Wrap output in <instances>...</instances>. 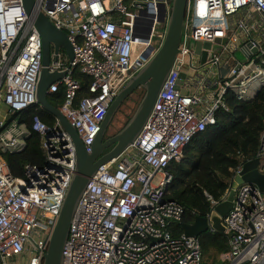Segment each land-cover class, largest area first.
<instances>
[{"label": "built area", "instance_id": "1", "mask_svg": "<svg viewBox=\"0 0 264 264\" xmlns=\"http://www.w3.org/2000/svg\"><path fill=\"white\" fill-rule=\"evenodd\" d=\"M171 7L172 0H36V12L65 31L73 47L72 62L52 51L50 71L67 73L49 94L65 90L57 109L88 153L119 92L161 49ZM257 17L264 20V0L188 1L180 50L154 109L135 143L91 179L72 220L64 264H202L200 238L175 235L186 210L167 197L173 181L168 168L216 124L220 109L229 110L228 96L251 101L264 87V34L255 35L251 25ZM207 43L216 49L205 48ZM243 48L251 55L240 62L236 54ZM42 59V39L23 1L0 0V264L44 263L76 173V148L58 119L52 126L38 116L32 120L45 152L42 166L25 165L19 178L5 159L24 151L31 135L16 116L37 102ZM77 70L93 81L90 95L81 99ZM181 73L187 78L179 89ZM12 112L17 115L7 122ZM258 158L264 174V132ZM242 169L222 201L206 195L212 207L207 218L228 200ZM224 224L231 240L223 264H264L259 187L238 186Z\"/></svg>", "mask_w": 264, "mask_h": 264}, {"label": "water", "instance_id": "2", "mask_svg": "<svg viewBox=\"0 0 264 264\" xmlns=\"http://www.w3.org/2000/svg\"><path fill=\"white\" fill-rule=\"evenodd\" d=\"M22 1L27 16L33 21L42 39V71L37 86V102L34 106L49 112L58 119L63 129L71 136L76 148V173L49 240L43 263L64 264L65 248L70 235L72 220L78 203L91 179L95 176L100 167L118 158L126 149L135 143L154 109L159 93L169 77L180 50L189 0H172L167 34L161 49L119 92L108 111L102 124L101 131L96 137L91 153L87 152L77 130L48 100V96L50 95L49 88L62 79L67 73L50 71L49 67L52 63V51L58 54L62 48L66 52L69 61L72 62L74 60V51L68 39V35L65 31L57 29L47 16L40 12H36V0ZM222 42L225 43V40H222ZM202 46V43L196 44V53L202 55L204 59L205 54L201 53ZM253 53H257V48L253 49ZM239 54L242 56H239ZM244 54L248 56L251 55L247 48H243L236 54L240 62L246 61ZM186 78L187 75L181 73L178 82L179 89L184 84ZM139 89H143L144 92L133 116L130 117L126 125L117 134L105 139L111 124L122 106L131 99ZM182 92L185 93L186 91L182 90ZM16 115L17 112H12V114L7 116V122H10ZM260 160V158H257L254 161L243 164L242 171L235 179L236 186L231 192L228 200L219 204L212 212L210 218L198 217L191 225L180 224L186 237L200 238L210 230L227 233L224 218L233 208L235 190L238 186L250 183L259 187V189L264 192V174L259 170Z\"/></svg>", "mask_w": 264, "mask_h": 264}, {"label": "trees", "instance_id": "3", "mask_svg": "<svg viewBox=\"0 0 264 264\" xmlns=\"http://www.w3.org/2000/svg\"><path fill=\"white\" fill-rule=\"evenodd\" d=\"M262 59L264 61V56ZM74 77L81 85L78 99L89 96L92 78L79 70ZM64 99V89L48 96L49 102L56 108L64 103ZM227 104L229 110L220 109L216 124L198 135L186 147L181 160L168 168L173 181L167 197L185 207L183 224L191 225L198 217L207 218L212 207L206 195L212 196L217 202L222 201L235 176L234 172L242 164L258 158L264 132V87L251 101H240L228 96ZM37 116L50 126L56 122L52 114L35 106L16 116L21 123L27 124L31 135L24 151L5 155L15 177H24L25 165L42 166L45 162L41 137L32 129V120ZM183 232L182 226H176L175 235L180 236ZM200 240L202 264H223L221 257L230 250V235L209 231Z\"/></svg>", "mask_w": 264, "mask_h": 264}, {"label": "rangeland", "instance_id": "4", "mask_svg": "<svg viewBox=\"0 0 264 264\" xmlns=\"http://www.w3.org/2000/svg\"><path fill=\"white\" fill-rule=\"evenodd\" d=\"M261 19L260 18H254L251 20V25H255L257 27V29L254 30L255 35L262 37L264 34V24L260 22ZM216 45L213 44H204L205 48L208 49H212L215 50ZM60 52L63 56V58H67L66 52L61 48ZM239 56H242L241 54H239ZM142 99V96L139 94H134L132 96L131 99H129L120 109V111L118 112V114L116 115L113 123L111 124V127L109 128L108 131V135L109 136H114L115 134H117L125 125L126 123L129 121L130 117L133 116V114L135 113L138 104L140 103ZM0 110L3 111L4 110V105L0 104ZM1 117V114H0ZM236 185L234 184V187Z\"/></svg>", "mask_w": 264, "mask_h": 264}, {"label": "flooded vegetation", "instance_id": "5", "mask_svg": "<svg viewBox=\"0 0 264 264\" xmlns=\"http://www.w3.org/2000/svg\"><path fill=\"white\" fill-rule=\"evenodd\" d=\"M143 92H144L143 89H139L135 94H139V95L142 96ZM110 137H112V136H109L108 133H107V135L105 136V139H108Z\"/></svg>", "mask_w": 264, "mask_h": 264}, {"label": "crops", "instance_id": "6", "mask_svg": "<svg viewBox=\"0 0 264 264\" xmlns=\"http://www.w3.org/2000/svg\"><path fill=\"white\" fill-rule=\"evenodd\" d=\"M239 17H243V15H242V14H240V15H239ZM258 18H260V19H261V21H260V22L264 24V20H263L261 17H258Z\"/></svg>", "mask_w": 264, "mask_h": 264}]
</instances>
